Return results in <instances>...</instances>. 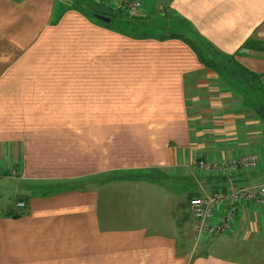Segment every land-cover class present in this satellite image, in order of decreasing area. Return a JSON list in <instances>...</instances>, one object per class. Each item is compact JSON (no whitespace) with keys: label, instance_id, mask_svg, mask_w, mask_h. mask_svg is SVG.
<instances>
[{"label":"crops","instance_id":"crops-1","mask_svg":"<svg viewBox=\"0 0 264 264\" xmlns=\"http://www.w3.org/2000/svg\"><path fill=\"white\" fill-rule=\"evenodd\" d=\"M74 5L0 0V177L19 180L25 188L23 199L0 210V264H264V206L241 201L232 229L214 235L227 254L208 250L216 237L197 242L190 208L193 196L229 186L225 175L193 168L195 158L257 153L258 166L238 170L233 181L238 186L264 183V0H152L134 19L149 24L146 18L157 6L168 24L198 33L262 78L259 106L220 82L223 103L230 104L227 90L232 89L244 99L237 106L243 114L224 117L244 116L251 110L249 100L257 109L246 123L251 131L239 130L238 136L233 128L232 137L221 139L215 130L207 133V142L201 136L209 128L201 123L218 118L214 106L221 104L209 93L218 87L219 76L172 34L123 35L126 49L121 41L100 51V70H79L80 59L72 62L78 70H28L42 55L36 48L52 45L44 33H53L75 13L85 16ZM202 100L211 108L202 109ZM203 111L211 113L204 121ZM85 123H93L94 135ZM118 123L127 124L125 131ZM102 132L118 135L111 154L105 151L107 139L97 140ZM119 134L129 140L119 143ZM200 146H208V153L199 154ZM99 163L107 167L93 170ZM172 175L199 183L202 190L188 192L182 203L176 189L157 180ZM18 201L25 206L18 207Z\"/></svg>","mask_w":264,"mask_h":264},{"label":"rangeland","instance_id":"rangeland-1","mask_svg":"<svg viewBox=\"0 0 264 264\" xmlns=\"http://www.w3.org/2000/svg\"><path fill=\"white\" fill-rule=\"evenodd\" d=\"M64 1V0H63ZM68 4H75L74 6L79 8L81 10V12L84 13L85 16H83L82 14H78L75 13L72 16H68L64 19L63 23H61V25H59L57 28H55L53 30V33H50L46 36V34L44 33V38H47L48 36L49 39L51 40V47H49L48 49H40V48H36L37 52L41 51L42 55L37 59V64L35 65H28V67H30L28 70L31 71H51L54 70V72L56 70H78L77 66L78 64L76 63H72L74 61H77V59H80L84 64L82 67H80L79 70H100L101 66L100 64H98V55L100 53V51H105V49L103 48L105 45L107 44H112V43H120L121 41H124V49H126V45H125V40L123 38V34L116 32L118 31L117 28V19H115V21H111V24L109 26H107L103 20L97 18L94 16L95 12L100 11L101 8L98 10L95 8L96 11L91 10L92 4L91 2L94 3L93 0H67ZM151 1L152 0H145L144 3V9H147V7H149L151 5ZM97 3V2H95ZM155 5V4H154ZM151 9V13L149 16V20L148 18H146V20L149 22V24L152 25H157L158 27H149V26H145V28H143V25L140 26L141 30H137L136 28H133L132 31H129L134 34V35H129V37L133 38L132 36H149V35H154V36H168V35H174V31H178L181 33H184V35H186L187 37H192L193 35H195L194 33L190 32L189 29H186V27H180L177 26L176 24H168L167 21H165V19L162 18V16L160 15V11L158 10L159 8H157V6H154ZM97 7V6H96ZM99 8V7H98ZM99 14V13H98ZM96 15V14H95ZM109 17V16H108ZM179 20V19H178ZM110 23V22H109ZM107 23V24H109ZM93 24L97 25V26H103L102 28H110L113 29V31L107 30V31H101L96 29L97 27H95ZM116 25V26H115ZM100 28V29H102ZM116 30V31H115ZM115 32V33H114ZM117 34V35H115ZM126 35V34H125ZM163 37V36H162ZM131 44L129 43V46ZM128 46V47H129ZM205 51L210 52L209 47L205 44L203 45ZM130 48V47H129ZM40 49V50H39ZM204 51V52H205ZM206 53V52H205ZM212 55V54H211ZM69 61V64H66L64 62ZM87 62V64H86ZM68 66L70 67V69H68ZM72 67H75L74 69H72ZM104 67H108V66H102ZM206 71V70H205ZM212 73V72H211ZM213 76H215L212 73ZM216 85V84H215ZM218 87H215L213 92L209 93V96L214 97V100H217V104H221V106L216 105L215 107V115L217 114L218 118L214 119V123H205L202 122V128H209L207 130L202 131V140L203 142H207L208 138H207V133L209 136L213 135V133H216L218 135V138L221 137V135H224L225 138H229L232 137V135L229 133L232 131L233 128H236V130H233L235 135L238 132V136L239 135V130L242 133H245V131L249 132L252 130V128H249L246 123H248L247 120L250 119L249 114H253L255 113V110L257 108H251L247 103V107L251 110H247L246 114L242 117H237L235 116L234 119H232L231 116H227L224 117L226 113H231V114H243V112H239L238 111V104L241 103V101L243 99L242 95H237V93L232 89V90H227V92H230V98L229 100L231 101L230 104H225L223 103L225 97H222L220 95V93H218V90H222V84L219 82ZM44 88L43 85H41L40 81H39V88ZM45 91V90H44ZM248 97H250V95L248 94ZM262 97H263V92H262ZM251 101L254 103L255 101V93L251 94ZM262 102H264V100H262ZM216 104V103H214ZM211 104L205 100H202V102L200 103V106L202 109H210ZM254 111V112H253ZM219 113V114H218ZM211 113H205L204 111L200 114L201 115V120H207L208 119V115ZM216 122V123H215ZM245 123V127L240 128L239 125H243ZM70 125L72 123H69ZM215 124L216 128H211V126ZM39 125H41L39 123ZM85 125L87 126L86 130L87 133L94 135L93 132V123H85ZM92 126L91 128H88V126ZM194 125V124H193ZM106 126H110V124L106 123ZM119 130H123L126 129L127 124L125 123H118L117 124ZM73 127L75 128V130H78L76 124L73 125ZM104 124L101 123L99 124V129H103ZM8 128V127H7ZM6 128V129H7ZM15 127L12 128H8V129H14ZM201 129V128H200ZM37 130L39 131H43L44 132V127H39L37 128ZM201 134V133H200ZM247 136V133H246ZM41 139V137H39V140ZM105 139H107L106 141L109 143V146H107L105 148V151L108 153H112V151H115V143L118 140V135L117 134H107L102 132L98 135L97 140H102L104 141ZM126 139L129 140V138L124 135V134H119V143L125 141ZM222 139V137H221ZM197 143V142H196ZM228 143V142H226ZM199 144V143H197ZM207 144V143H206ZM70 147H77V144H73V145H69ZM91 145L87 144V150L89 149ZM208 147V146H207ZM207 147H202L200 146L199 148H197V152L199 153L202 152V155H205L208 153ZM19 151V150H18ZM205 153V154H204ZM91 155V153H89ZM200 154V153H199ZM107 158H108V154H104ZM245 155V154H244ZM241 156V155H240ZM112 163L114 165H118L119 160H114L112 159ZM106 163H99L97 164L93 170H96L97 168L100 167H104L106 166ZM16 168H19V165L15 166ZM107 167V166H106ZM105 167V168H106ZM17 170V169H16ZM129 171H126V173H128ZM128 175V174H126ZM157 180H160L161 183L165 184V185H169L172 186L173 189H176V193L178 196V199L184 203L188 192L193 191V190H199L201 191L202 189L200 188L199 183H195L192 180H186V179H181V181L176 180L174 178V176H171V180H165V179H161V178H157ZM204 185V183H203ZM24 186L23 185H19V180L16 179H12L10 177H0V210H7V209H11L13 204L18 200V199H23L25 196V191H24ZM199 196V195H197ZM196 197V196H193ZM192 197V198H193ZM191 198V199H192ZM158 210V213L161 214L160 212V208L161 207H156ZM216 237V238H214ZM223 237V236H221ZM214 238L210 245H209V249L208 250H214L215 252L218 253H223V254H227V247L225 246V244H221L223 241H221L222 239H220V236H213V237H202L201 241L198 242L199 244L203 243L206 239L210 240ZM220 239V240H219ZM203 247H199L198 251L201 250ZM202 252V251H201ZM242 255H238V258H241Z\"/></svg>","mask_w":264,"mask_h":264},{"label":"built area","instance_id":"built-area-1","mask_svg":"<svg viewBox=\"0 0 264 264\" xmlns=\"http://www.w3.org/2000/svg\"><path fill=\"white\" fill-rule=\"evenodd\" d=\"M94 1L129 17L140 16L144 7V0ZM259 162L260 157L257 153L221 159L198 157L193 160V168H199L208 173L219 172L229 181V186L225 189H218L191 199L190 208L197 242H200L202 237L224 234L232 229L241 201L249 200L264 206V183L256 186H238L233 181L238 170L253 169ZM16 172L14 170L13 174L16 175ZM17 206L24 207L25 202L18 201Z\"/></svg>","mask_w":264,"mask_h":264},{"label":"trees","instance_id":"trees-1","mask_svg":"<svg viewBox=\"0 0 264 264\" xmlns=\"http://www.w3.org/2000/svg\"><path fill=\"white\" fill-rule=\"evenodd\" d=\"M92 7L91 10L100 9L98 8L97 3L91 2ZM97 6V7H96ZM111 10V9H110ZM101 14L106 15L111 18V21H115L117 19V32L122 33L125 36L134 35L130 31H132L133 28H136L137 30H141L140 26L143 25V28L145 26L152 27V25H149L148 23L143 22L142 24H137L134 22L135 17H129L125 15L124 13H118L115 10L112 11H106L104 9L95 12V14ZM94 16L96 17V15ZM107 26L111 24L105 23ZM116 26V25H115ZM130 29V31H129ZM116 31V30H115ZM195 35L192 37H187L185 35H180L174 33L172 35L173 38H179L185 41L189 46L194 50V52L197 54L199 61L205 66V68L212 69L218 74L219 82L226 83L228 86H234L238 91H241L244 93L246 97V101L248 102V92L254 91L255 94V101L254 104L259 106V100L261 98V90L263 86L261 85V79L260 76H258L256 73L248 70L244 66H242L233 56L227 55L220 50L215 49L212 47L211 43H208L201 37L198 33L193 32ZM139 37V36H138ZM207 45L210 49V52L205 51L203 45ZM206 53H205V52ZM212 54V55H211ZM251 99V97H249ZM250 103H248L252 108H254L252 102L249 100ZM258 102V103H257ZM256 108V107H255ZM6 215L11 217H19V213H13V212H7Z\"/></svg>","mask_w":264,"mask_h":264},{"label":"water","instance_id":"water-1","mask_svg":"<svg viewBox=\"0 0 264 264\" xmlns=\"http://www.w3.org/2000/svg\"><path fill=\"white\" fill-rule=\"evenodd\" d=\"M96 17L103 20L106 23L111 22V18L106 15L96 14Z\"/></svg>","mask_w":264,"mask_h":264}]
</instances>
